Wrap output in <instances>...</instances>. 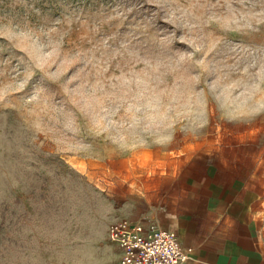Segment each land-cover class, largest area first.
Here are the masks:
<instances>
[{
    "label": "rangeland",
    "instance_id": "obj_1",
    "mask_svg": "<svg viewBox=\"0 0 264 264\" xmlns=\"http://www.w3.org/2000/svg\"><path fill=\"white\" fill-rule=\"evenodd\" d=\"M218 198L264 228V0H0V264Z\"/></svg>",
    "mask_w": 264,
    "mask_h": 264
},
{
    "label": "crops",
    "instance_id": "obj_2",
    "mask_svg": "<svg viewBox=\"0 0 264 264\" xmlns=\"http://www.w3.org/2000/svg\"><path fill=\"white\" fill-rule=\"evenodd\" d=\"M213 222L185 220L176 214H158V221L190 249L187 264H264V228L253 215L234 217L232 198H218ZM117 247V246H116ZM118 249V248H117Z\"/></svg>",
    "mask_w": 264,
    "mask_h": 264
},
{
    "label": "built area",
    "instance_id": "obj_3",
    "mask_svg": "<svg viewBox=\"0 0 264 264\" xmlns=\"http://www.w3.org/2000/svg\"><path fill=\"white\" fill-rule=\"evenodd\" d=\"M108 237L118 248L111 264H187L190 256L177 234L151 215L113 223Z\"/></svg>",
    "mask_w": 264,
    "mask_h": 264
},
{
    "label": "bare ground",
    "instance_id": "obj_4",
    "mask_svg": "<svg viewBox=\"0 0 264 264\" xmlns=\"http://www.w3.org/2000/svg\"><path fill=\"white\" fill-rule=\"evenodd\" d=\"M172 230V229H171ZM173 231V230H172Z\"/></svg>",
    "mask_w": 264,
    "mask_h": 264
}]
</instances>
